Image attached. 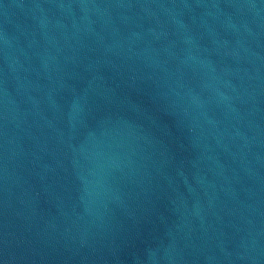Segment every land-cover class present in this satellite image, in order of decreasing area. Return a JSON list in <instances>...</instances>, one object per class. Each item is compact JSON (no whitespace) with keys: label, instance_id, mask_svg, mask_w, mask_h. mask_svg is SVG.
Instances as JSON below:
<instances>
[{"label":"water","instance_id":"1","mask_svg":"<svg viewBox=\"0 0 264 264\" xmlns=\"http://www.w3.org/2000/svg\"><path fill=\"white\" fill-rule=\"evenodd\" d=\"M0 264H264V0H0Z\"/></svg>","mask_w":264,"mask_h":264}]
</instances>
